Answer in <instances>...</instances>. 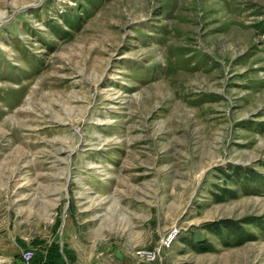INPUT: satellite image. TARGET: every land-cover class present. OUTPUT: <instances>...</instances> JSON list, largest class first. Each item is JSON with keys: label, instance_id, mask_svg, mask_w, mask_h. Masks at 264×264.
I'll list each match as a JSON object with an SVG mask.
<instances>
[{"label": "rangeland", "instance_id": "rangeland-1", "mask_svg": "<svg viewBox=\"0 0 264 264\" xmlns=\"http://www.w3.org/2000/svg\"><path fill=\"white\" fill-rule=\"evenodd\" d=\"M55 236L264 264V0H0V257Z\"/></svg>", "mask_w": 264, "mask_h": 264}, {"label": "crops", "instance_id": "crops-1", "mask_svg": "<svg viewBox=\"0 0 264 264\" xmlns=\"http://www.w3.org/2000/svg\"><path fill=\"white\" fill-rule=\"evenodd\" d=\"M23 246H26L24 250L31 249L35 253L40 250L41 253L36 254L34 264H116L114 261L117 259L122 263L125 259L124 254L118 255L116 246L113 248L102 246L99 251L91 255L83 248L75 249L65 242L62 236H55L51 241L36 238L29 243L24 242ZM18 258L20 259V255ZM10 260V264H21V261L17 262V257L13 256Z\"/></svg>", "mask_w": 264, "mask_h": 264}, {"label": "built area", "instance_id": "built-area-1", "mask_svg": "<svg viewBox=\"0 0 264 264\" xmlns=\"http://www.w3.org/2000/svg\"><path fill=\"white\" fill-rule=\"evenodd\" d=\"M36 253L34 250L26 249L20 255L21 264H34ZM0 264H4L0 257Z\"/></svg>", "mask_w": 264, "mask_h": 264}, {"label": "trees", "instance_id": "trees-1", "mask_svg": "<svg viewBox=\"0 0 264 264\" xmlns=\"http://www.w3.org/2000/svg\"><path fill=\"white\" fill-rule=\"evenodd\" d=\"M35 262H36V259H35ZM39 262V261H38Z\"/></svg>", "mask_w": 264, "mask_h": 264}]
</instances>
